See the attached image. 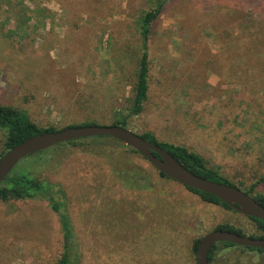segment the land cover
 Wrapping results in <instances>:
<instances>
[{
	"label": "rangeland",
	"instance_id": "obj_1",
	"mask_svg": "<svg viewBox=\"0 0 264 264\" xmlns=\"http://www.w3.org/2000/svg\"><path fill=\"white\" fill-rule=\"evenodd\" d=\"M68 2L0 0V103L42 127L107 126L115 111L129 113L139 21L156 0ZM149 55V99L128 129L186 147L243 192L264 194V0H173ZM105 142L110 153L70 148L35 166L65 192L75 264H197L194 241L219 226L257 234L250 217L162 178L140 154L120 166L124 149ZM63 251L46 200L0 202V264H57ZM211 264H264V254L220 245Z\"/></svg>",
	"mask_w": 264,
	"mask_h": 264
},
{
	"label": "trees",
	"instance_id": "obj_2",
	"mask_svg": "<svg viewBox=\"0 0 264 264\" xmlns=\"http://www.w3.org/2000/svg\"><path fill=\"white\" fill-rule=\"evenodd\" d=\"M68 1L69 0H63V2L66 3H69ZM172 2L173 0H156L155 5L152 8L148 9V11L142 13L140 17L139 30L141 32L142 37V54L139 58L137 65L136 79L133 84L132 96L129 101L130 105L127 107L129 113L125 115L123 114L122 111L126 108H122V110L115 111L114 120L110 124L112 126H122L128 128L130 118L132 116H138L142 114L145 109V104L149 99L150 90L151 69L149 58V42L152 38V29L155 22L159 19L161 14L167 9V7ZM93 125H95L94 122H86L82 124L69 125L68 127H81ZM68 127L62 129H58L54 126L42 127L30 117L28 112L10 105L0 103V136L1 143L3 145V150L0 154V158H2V156H4L10 149L20 145L31 137L45 133L58 132ZM141 136L144 139L168 151L181 164H183L188 170H190L194 174L210 181L223 183L235 187V185H233L228 179L223 177L218 170L208 167L206 159L200 154L190 151L189 149L183 146L160 142L153 133H144ZM107 140L111 142H116L120 145L118 147H114V149H116V152H119L120 150L124 149L123 152L125 154H122V152L118 156L120 160L119 163L121 164H119L118 162L117 163L120 166L123 165L126 158L131 156V154H139L136 150L124 145L118 140L108 137H94L70 141L56 146L52 149L39 152L27 157L24 160L23 165L19 168V170H14L0 186V202L8 204L12 202L28 201L40 198L46 200L52 210L58 215L61 232L63 235L64 251L57 264H75L73 257H76L78 253L75 252L73 248L75 237L73 224L71 217L66 210V195L64 190L57 183H53L44 179L40 174L37 173L38 171H36L35 166L39 163L46 164V160L49 158L51 152H60L70 148H80L87 152L94 151L98 154L103 155L108 152L110 153L112 149L110 148L111 146L105 142ZM117 154L118 153H116L115 155ZM155 155L159 157L157 154ZM136 173H138V175L148 181L144 186L149 187L150 179L145 176V171L141 170ZM160 176L164 179H169L162 173H160ZM130 177L133 183L139 184L137 179L134 178L131 174ZM256 187V185H253L250 189L247 190L246 193L252 196L264 207V194L256 193ZM185 188L188 191L199 196L203 201L209 204L221 205L228 210H232L227 204H225L223 201L213 195L191 188ZM249 219L255 222L257 226V234H254L250 237L253 239H264V221L255 218ZM216 230H224L246 236L240 229H236L228 224L221 225ZM201 240L202 238H199L194 241L193 252L195 255H197L198 246ZM220 245L225 248L239 247L226 242L214 245L209 255L210 264L213 262ZM239 248L250 249L252 251L264 254V251L261 249L244 247Z\"/></svg>",
	"mask_w": 264,
	"mask_h": 264
},
{
	"label": "water",
	"instance_id": "obj_3",
	"mask_svg": "<svg viewBox=\"0 0 264 264\" xmlns=\"http://www.w3.org/2000/svg\"><path fill=\"white\" fill-rule=\"evenodd\" d=\"M94 137H108L118 140L124 145L136 150L167 178L187 188L213 195L227 204L232 210L244 216L264 221V207L252 196L237 187L210 181L194 174L168 151L122 126L93 125L68 127L58 132L31 137L20 145L10 149L0 158V186L14 171L17 165L27 157L70 141ZM222 242L264 251V239H253L249 236H243L234 232L215 230L206 234L199 243L197 264H210L209 255L212 247Z\"/></svg>",
	"mask_w": 264,
	"mask_h": 264
}]
</instances>
